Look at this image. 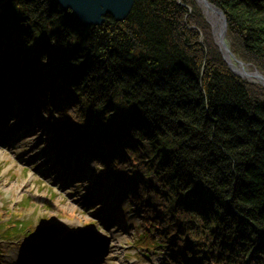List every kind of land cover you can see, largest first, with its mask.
Listing matches in <instances>:
<instances>
[{
  "label": "trees",
  "instance_id": "1",
  "mask_svg": "<svg viewBox=\"0 0 264 264\" xmlns=\"http://www.w3.org/2000/svg\"><path fill=\"white\" fill-rule=\"evenodd\" d=\"M207 1L264 76V0ZM210 34L193 0H134L99 26L55 0H0L1 88L40 104L56 152L97 163L93 185L139 214L138 246L174 264H264V89Z\"/></svg>",
  "mask_w": 264,
  "mask_h": 264
},
{
  "label": "rangeland",
  "instance_id": "2",
  "mask_svg": "<svg viewBox=\"0 0 264 264\" xmlns=\"http://www.w3.org/2000/svg\"><path fill=\"white\" fill-rule=\"evenodd\" d=\"M193 2L216 45L220 23ZM226 35L233 62L259 72L232 53ZM39 105L18 100L0 83V210L12 222V227L0 223V264H49V258L50 264H62L71 255L85 254L87 233L104 238L93 241L99 251L91 264H174L162 248L138 246L139 214L110 182L93 185L96 162L79 151L54 150V136L43 124L45 110ZM54 160L58 167L67 166L63 175L52 172ZM0 221L10 222L2 215ZM75 232L74 245H69V234Z\"/></svg>",
  "mask_w": 264,
  "mask_h": 264
},
{
  "label": "water",
  "instance_id": "3",
  "mask_svg": "<svg viewBox=\"0 0 264 264\" xmlns=\"http://www.w3.org/2000/svg\"><path fill=\"white\" fill-rule=\"evenodd\" d=\"M55 2L62 10L70 11L78 23L84 26H99L108 16L117 22L126 19L134 0H55ZM218 12L222 18L223 28L226 30L223 15L219 10ZM228 67L236 76L241 77L229 65Z\"/></svg>",
  "mask_w": 264,
  "mask_h": 264
},
{
  "label": "bare ground",
  "instance_id": "4",
  "mask_svg": "<svg viewBox=\"0 0 264 264\" xmlns=\"http://www.w3.org/2000/svg\"><path fill=\"white\" fill-rule=\"evenodd\" d=\"M198 2L199 5H201L202 7L205 8L206 12L208 13H211L213 15V17H216L217 18V22L220 23V27L218 28V36H219V40H217V47L219 48V50L221 51V54L223 56V58L226 60V62L228 63V65L232 68V70L240 75L241 77L243 78H248L250 79L251 81H253L254 83H259L261 84L262 86H264V76L261 75L259 72L257 71H251L248 66L246 65H236L234 62H233V59H232V54L230 53V51L228 50V47L227 45L225 44L224 42V39H223V36H224V33L227 32V27H226V30L223 28V25H222V18H221V15L220 13L218 12L217 8L214 7L213 5L210 6L209 2L207 0H196ZM224 18V16H223ZM225 21V19H224ZM226 23V22H225ZM225 30V31H224ZM219 41V42H218ZM47 159H45V162H46ZM48 162V160H47ZM58 164L59 162L54 160L52 162V172L53 173H59L60 175H63L66 171V165L64 168H61V167H58ZM76 233H72V234H69V238H70V241L67 242L69 245H74V241L76 240ZM88 236H91L89 239H88V245H87V249H86V252L85 254L84 253H81L80 256L81 257H85L87 258V261L86 259H84L82 261L83 264H91L92 262H94L98 256V249H92L94 246L92 245L93 244V241L95 240H101V241H104L103 239L104 238H101V237H94V235L90 234V233H87ZM95 239V240H94ZM96 247V246H95ZM13 262V260H12ZM51 262V259L49 258L47 260V263H50Z\"/></svg>",
  "mask_w": 264,
  "mask_h": 264
}]
</instances>
